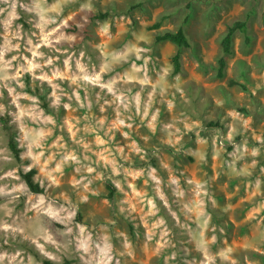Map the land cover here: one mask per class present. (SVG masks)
Here are the masks:
<instances>
[{
	"label": "clouds",
	"instance_id": "9594fccd",
	"mask_svg": "<svg viewBox=\"0 0 264 264\" xmlns=\"http://www.w3.org/2000/svg\"><path fill=\"white\" fill-rule=\"evenodd\" d=\"M139 3L0 0V264H264V0L211 60Z\"/></svg>",
	"mask_w": 264,
	"mask_h": 264
},
{
	"label": "rangeland",
	"instance_id": "374dc122",
	"mask_svg": "<svg viewBox=\"0 0 264 264\" xmlns=\"http://www.w3.org/2000/svg\"><path fill=\"white\" fill-rule=\"evenodd\" d=\"M241 4L246 7V11L242 14L243 19L238 15V7ZM258 6L259 0H141V3L133 5V10H139L150 17L151 12L156 8L175 9V16L167 18L174 21L182 18L183 25L189 36L194 34L196 26L201 20L205 21L210 32L216 34L219 40V43L215 41L210 43L209 60H211L218 51H223V38L229 26L236 21H246L247 26L250 27L255 22ZM163 19L164 17H162ZM226 25H228L227 28L225 27ZM238 36L239 32L237 31L233 38V42L237 46L240 44ZM193 55L194 50L189 48L183 50L184 67L191 70L194 75H198V69L189 62ZM218 69L219 65L215 68L209 66L208 71L214 73V79L222 80L225 75L219 76ZM208 126L210 128L221 127L218 123L209 124Z\"/></svg>",
	"mask_w": 264,
	"mask_h": 264
},
{
	"label": "trees",
	"instance_id": "16d2710c",
	"mask_svg": "<svg viewBox=\"0 0 264 264\" xmlns=\"http://www.w3.org/2000/svg\"><path fill=\"white\" fill-rule=\"evenodd\" d=\"M246 25H247L246 21H236L232 25L229 26L228 31L223 38V51L228 52L232 49L233 38H234L235 33L238 30H245ZM169 35H171V34H169ZM184 35H188L185 27L182 28V30L180 32H177L176 36H174L172 38L179 41L180 43H183ZM182 55H183V50H182V52L177 53L176 56L174 57L178 68L180 66V61H181ZM226 66H227V63L225 60L222 59L219 61V69H218L219 76L225 75L224 70H225ZM110 191H111V189H110Z\"/></svg>",
	"mask_w": 264,
	"mask_h": 264
}]
</instances>
